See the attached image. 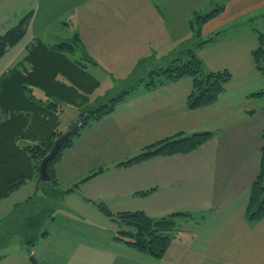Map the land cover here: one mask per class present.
<instances>
[{
  "label": "crops",
  "instance_id": "crops-1",
  "mask_svg": "<svg viewBox=\"0 0 264 264\" xmlns=\"http://www.w3.org/2000/svg\"><path fill=\"white\" fill-rule=\"evenodd\" d=\"M107 13L106 20H98L83 35L74 34L88 50L93 68L111 66L115 60L110 58L119 50L142 49L144 56L161 62L166 58L160 51L163 46H172L171 55L186 41L185 31L160 30L156 20L153 29L142 26L144 15L139 11ZM258 13L264 20V0H228L201 30L214 35L236 25L249 26L247 20ZM243 37L233 36L198 53L210 72L226 70L231 75L213 104L187 109L192 87L189 77L151 90L139 88L112 113L84 128L66 152L88 167L81 175L83 183L72 191L81 194L82 206L116 203L122 212H130L132 201H147L148 207L142 205L141 212L151 218L189 214L176 219L163 257L153 258L116 241L88 242L66 264H264V217L248 223L244 215L249 187L259 172L264 133V103L251 95L263 91L264 85L252 57L258 38L244 45V40L239 42ZM98 51L109 59L96 60ZM201 132L211 133V139L188 154L157 156L132 165L135 168H114L92 176L103 170L107 152L119 149L127 154L123 155L126 160L164 138ZM57 172L55 168L58 185Z\"/></svg>",
  "mask_w": 264,
  "mask_h": 264
},
{
  "label": "trees",
  "instance_id": "trees-1",
  "mask_svg": "<svg viewBox=\"0 0 264 264\" xmlns=\"http://www.w3.org/2000/svg\"><path fill=\"white\" fill-rule=\"evenodd\" d=\"M228 0L217 5L203 15L196 14L189 21L193 38H199L201 27L218 15ZM30 15H25L18 22L0 35V58L6 51L14 47L25 36ZM214 34L209 40L194 43V48H201L207 42H213ZM80 41L76 35L69 40L47 46L39 41L31 44L22 60L5 70L0 75V201L20 186L31 181L42 158L51 150L53 141L64 132L59 130L60 113L64 106L79 107L89 101V95L96 85L94 78L86 71L91 61L87 58L70 60ZM193 44V42L191 43ZM190 44V45H191ZM43 56L48 59L43 60ZM256 68L264 72V34L258 35V46L252 51ZM152 63V64H150ZM144 73H136L125 81L115 94L108 95L104 102H99L95 108L81 109L85 112L84 123L74 135L60 148L56 157L47 165L49 183L52 191L57 193L54 164L60 159L62 152L69 149L80 132L113 112L116 105L137 91L141 85L145 90L154 89L164 82H174L189 77L192 80L191 91L186 98L188 110H196L213 104L223 92L225 84L230 80L228 71L209 72L203 75L202 61L196 56L187 43H183L173 54L161 62H142ZM148 65V66H147ZM60 76L59 78H57ZM84 78L90 83L81 87ZM33 88H38L44 94V99L33 94ZM253 97H263L264 90L252 94ZM69 128V127H68ZM212 137L209 132L195 133L188 136L177 134L164 138L141 149L136 155L118 163L117 167H129L157 156H173L188 154L208 142ZM263 145L260 150L259 172L249 187V196L245 208V219L255 223L264 217V133ZM100 170L95 176L102 173ZM75 185L69 191H73ZM141 192L139 195H147ZM20 205H14L13 211H18ZM97 210L116 224L113 240L127 245L134 250L153 258H162L171 240L178 217H187L186 213H172L161 218L148 217L141 211L111 213L102 204H97ZM41 212V211H40ZM44 213V211H43ZM42 218L34 212L24 216L6 218L5 228L0 227V249L9 245L14 234H20L25 244L34 246V232L38 231ZM42 232L41 237H45ZM2 257L0 256V259Z\"/></svg>",
  "mask_w": 264,
  "mask_h": 264
},
{
  "label": "rangeland",
  "instance_id": "rangeland-1",
  "mask_svg": "<svg viewBox=\"0 0 264 264\" xmlns=\"http://www.w3.org/2000/svg\"><path fill=\"white\" fill-rule=\"evenodd\" d=\"M222 3H224L223 0H0V35L13 27L20 18L30 15L25 36L20 43L8 49L6 54L0 58V75L23 59L26 53L23 48L30 41L32 43L29 46L36 41L43 44L48 43V46H52L68 38L71 39L74 34L83 35L89 26L99 23L98 20H106L107 11H139L140 14L144 15L141 18L142 26L147 25L150 29H153L158 24L155 22L156 20L160 23L158 24L160 30L171 27L172 30L177 28L179 31H176L177 33L185 31L186 34L183 39L186 41L183 40L184 43H187V48H191L201 61L204 60L198 54L201 48L205 50L213 45L227 42L233 36H244L239 42L244 40L242 43L248 45L249 42L253 41V37L257 39L259 33L264 34L263 14L258 13V16H253L249 18V21L247 20L249 26L240 25L238 27L236 25L226 31L217 32L220 35L215 36L213 42H207L199 49L194 48L195 42L209 40L213 34L202 33L201 27L199 38L194 39L189 21L196 14L203 15ZM150 10H154V13ZM135 19H137L136 16ZM117 21L119 22L120 18ZM121 22L118 24H121ZM244 23L246 24V21ZM192 42L193 44H191ZM181 46L182 44L179 47ZM163 47L158 50L161 49V52L166 53L165 57L167 58L170 56L169 50L172 49V46ZM119 51L118 54H114L110 58L115 60L113 64L104 66L107 67L106 69L101 70L87 65L86 71L94 78L96 85L91 91L89 101L86 104L78 108L69 105L63 107L59 117V130L65 132L71 122L77 118L81 109L90 110L95 108L99 102H104L106 96L115 94L122 81L137 75L136 73L149 71V69H144L146 64L143 66L142 62L152 60L153 62H160L155 61L157 59L149 54L144 56L142 49ZM98 52L100 57L103 58H95L96 60L109 59L108 55ZM87 56H89L88 50L82 48V44H79L77 52L69 56L68 59L78 60L85 57L90 60ZM132 57L136 60H133ZM42 58L43 60H55L48 59L47 56ZM142 59L144 60L139 62ZM263 65L261 63V67ZM202 66L203 75L210 72L203 62ZM257 71L264 85V72L258 69ZM81 79L83 80L81 87L86 88L90 82L87 81L86 83L84 78ZM140 88H143V86L141 85ZM33 94L37 98L44 99L43 92L38 88H33ZM261 98V102L264 103V98ZM67 150L62 152L60 159L54 164V170L58 168V185L55 188L57 193L52 191L49 182H37L38 169H36V175L31 181L0 201V227L5 228L3 221L14 216V214L17 216L30 214L31 208L34 212L40 213L42 218L38 231L32 233L36 239L35 245L25 244V238L23 239L20 234L12 235L9 245L0 249V256L2 257L0 264H32L30 258L33 259L35 264H66L80 251L81 244L88 242L100 244L114 241L113 237L118 227L109 218L98 212L97 203L91 207H86L84 203L82 206L80 204L82 198L79 192H67L75 185L78 186V184L83 183L81 175L88 169L84 162L76 160L74 156H66ZM107 153L108 156L101 166L103 171L111 170L112 172L114 168H128L116 166L120 161H125L124 157L126 156L123 155L127 154H122L119 149ZM130 155L129 158L136 154ZM20 204L21 207L18 208V211H13L14 205ZM131 205L133 211H141L142 205L148 207V202L132 201ZM106 208L113 214L123 211V208H120L116 203L107 204ZM125 208L127 209V206ZM82 218L85 221L81 220ZM42 232L47 233L45 238L41 237Z\"/></svg>",
  "mask_w": 264,
  "mask_h": 264
},
{
  "label": "water",
  "instance_id": "water-1",
  "mask_svg": "<svg viewBox=\"0 0 264 264\" xmlns=\"http://www.w3.org/2000/svg\"><path fill=\"white\" fill-rule=\"evenodd\" d=\"M85 112H81L75 120H73L69 126V128L61 134L58 138L53 141V145L51 150L42 158L38 165V177L37 182H49L50 177L47 173V165L50 161H52L60 148L74 135L76 130L81 127L84 123ZM32 264H35L32 258L29 259Z\"/></svg>",
  "mask_w": 264,
  "mask_h": 264
}]
</instances>
